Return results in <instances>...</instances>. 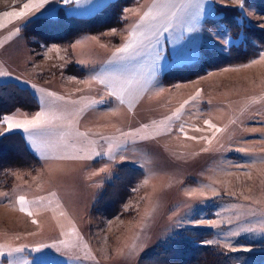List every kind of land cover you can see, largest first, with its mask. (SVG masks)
Instances as JSON below:
<instances>
[{
  "label": "rangeland",
  "instance_id": "rangeland-1",
  "mask_svg": "<svg viewBox=\"0 0 264 264\" xmlns=\"http://www.w3.org/2000/svg\"><path fill=\"white\" fill-rule=\"evenodd\" d=\"M25 3L27 0H0V83L15 81L30 88L40 107L6 115L24 120L51 109L64 119L53 129L37 130L39 140L50 145L43 157L34 150L27 133L9 131L24 135L40 166L17 169L9 187L0 179V194H7L0 195V246H23L24 252L16 255L32 264L43 253H48V264H139L142 256L188 228L211 231L205 241L217 243L207 245L240 252L224 247L229 229L239 224L257 231L243 232L231 238L232 243L253 249L244 252L264 254V232L259 231L264 221V48L260 56L239 67L226 65L223 67L230 69H213L211 75L205 73L194 78L196 81H179L176 84L181 89L165 91L155 82L138 107L128 110L117 97L106 94L98 80L91 79L106 60L103 54L110 52L99 37L83 33L70 45L51 52L48 45L33 51L21 30L33 14L19 19L3 15L19 11ZM229 4L237 6V0H229ZM243 11L250 22L264 24V14L257 8L244 3ZM194 36L193 44L183 51L194 48L196 55L180 62L174 59L168 68L197 62L203 44L227 52L233 43L225 44V39L237 42L226 29H209L208 33L199 29ZM71 56L85 70L83 76L68 71L75 65ZM185 100L189 101L186 105ZM252 101L259 103L253 114L225 126L232 116L239 118ZM181 105L178 117L166 119ZM205 121L224 131L216 132ZM6 127L0 123V133H9L4 131ZM204 148L209 150L202 151ZM72 156L91 158H61ZM124 165L144 171L132 196L113 218L93 215V206L112 182L116 168ZM190 192L195 195H188ZM20 196L26 197L32 215L23 211L16 221L5 216L2 204L15 199L20 206ZM228 219L233 221L231 225L218 227L194 223ZM250 239L256 243L250 244ZM53 243L59 251H33L38 245ZM10 259L0 257V264H9Z\"/></svg>",
  "mask_w": 264,
  "mask_h": 264
},
{
  "label": "trees",
  "instance_id": "trees-1",
  "mask_svg": "<svg viewBox=\"0 0 264 264\" xmlns=\"http://www.w3.org/2000/svg\"><path fill=\"white\" fill-rule=\"evenodd\" d=\"M140 0H113L112 7L89 16L65 17L50 24L45 20L27 22L21 27L33 51H40L44 45H70L83 33L100 34L112 28H119L124 23V10ZM246 6L257 8L264 14V0H244ZM213 13L204 17V24L214 31L228 30L237 40L228 52L216 47L202 46L201 58L189 65L172 67L162 74L165 84L188 81L213 69L226 65H241L260 56L264 48V29L257 28L248 20L239 7L214 5ZM214 14V15H213ZM68 70L84 75L85 70L71 65ZM40 103L30 88L15 81L0 83V118L18 109L36 111ZM40 166V160L30 149L24 135L14 131L0 136V179L9 187L17 169H29ZM144 171L130 165L118 166L116 175L101 193L93 206V215L113 218L137 187ZM212 235L209 230L188 228L180 235L170 239L167 244L159 245L156 250L141 257L139 264H264V254L240 251L224 252L218 247L203 244Z\"/></svg>",
  "mask_w": 264,
  "mask_h": 264
},
{
  "label": "snow or ice",
  "instance_id": "snow-or-ice-1",
  "mask_svg": "<svg viewBox=\"0 0 264 264\" xmlns=\"http://www.w3.org/2000/svg\"><path fill=\"white\" fill-rule=\"evenodd\" d=\"M180 4L183 5L185 9L191 8L193 11L189 13L188 19L185 20L182 24V31L178 34V39H174L173 43L175 45L180 44V40L184 39L185 34L193 33L197 31L196 24L194 23L203 13L204 5L202 0H180ZM86 6V7H85ZM237 6L243 10L244 8V0H237ZM112 7L109 3V0H27L19 11H8L3 13L4 16L12 17V18H23L28 16L30 13L33 14L32 18L29 22H34L36 20H45L50 24L57 23L61 14L65 17H74L80 15H95L102 12L104 9ZM167 7V4H161L160 0H153V3L147 8V10L143 11L142 14L139 12L138 21L136 24L132 26V30L130 32L129 39L123 44V46L117 48L113 53L114 58L124 59L125 57L120 56L121 53H129L134 48L139 45L144 44L146 40H150L151 36L155 35V32H152L151 29L155 24L159 23L162 19L166 20V26L164 27V31H168V28L171 27V19L177 18V12L181 9L177 8L176 11H169L168 13L164 12V8ZM209 14H211L213 5L211 3L208 4ZM127 11V10H124ZM246 15V14H245ZM169 17L171 19H169ZM259 27L264 29V24H260ZM18 32L19 29H16ZM117 30L115 28L111 29L112 33H115ZM196 37L192 36L188 39L187 43L183 45V48H187L189 45H192L195 41ZM234 43V41H229L225 39L224 43ZM159 44V40L156 41ZM196 55V51L193 48L191 52L185 53L182 48L174 47L173 49V57L177 62L182 60L191 59ZM262 58H264V54H262ZM164 59V49L160 48L156 51L155 54V68L159 69V61ZM83 63V62H82ZM92 80H98L101 84L108 85V95L112 97H117L121 103L125 102L124 96L125 94H130L131 89L130 86L132 84L131 80H124L118 75L105 73L104 75H97L91 77ZM35 87V86H33ZM43 92V89H40ZM49 96L56 97L59 100H63L64 97H59L56 93H48ZM199 95V93H197ZM190 99H195V97H191ZM42 103L45 102L43 98H41ZM102 102V101H101ZM97 103V102H94ZM189 101L185 100L184 104H188ZM131 106V104H130ZM184 105H181V108H178L176 112L172 114V117H167L166 119L171 120L173 117H178ZM63 114H58L51 109H42L40 112H37L35 116L31 119L18 120L13 115H5L0 118V123L6 124L5 132H9L12 130H22L24 133L28 134V139L31 141L34 150L41 155L45 156L46 151L50 148V145L44 144L39 140V135L41 134L37 130H49L57 127V121L63 120ZM210 127L215 128L216 132L224 131V129L217 128L215 125L211 123V121H205ZM143 128H148V125H142ZM139 132V129L136 130ZM180 131L183 132L184 129L181 127ZM3 135V133H0ZM80 135H85L84 133H80ZM128 135V134H125ZM147 137H141V139H146ZM191 139H196V137H191ZM203 139V137H202ZM208 143L211 144V139L208 140ZM208 148L202 149V151H208ZM109 151H111V146L109 147ZM99 155L100 153H95ZM61 158H71V159H84L91 158V156H72V157H61ZM104 171V169H101ZM0 195H7L6 193ZM54 195V194H53ZM188 195H195V193H188ZM203 196V193H200ZM213 195H217L214 191ZM42 199V198H41ZM19 202L21 206V211H27L29 215H32L31 211L26 207L29 203L26 200L25 196L19 197ZM235 207V206H234ZM219 215V213H217ZM194 223L198 225H208L212 227H218L222 223L232 224L233 221L231 219L228 220H199ZM257 229L242 227L239 224L233 229L230 228L227 236L229 239L225 242L224 247L229 249L230 251H252L251 247H244L243 245H234L232 243V239L234 237H238L243 232L247 233H255ZM259 231L264 232V221L261 222V228ZM59 243H64V241H60ZM205 244L217 243V241H204ZM250 244L256 243L254 239L249 240ZM53 248L59 251L56 247V243L51 245L41 244L33 249L35 252H42L43 249ZM24 247L10 248L8 246H0V257L9 256L12 259L9 260V264H32L31 261L26 260L23 256H18L16 254L23 253ZM48 253H43L41 256L35 259V264H48L45 257Z\"/></svg>",
  "mask_w": 264,
  "mask_h": 264
},
{
  "label": "crops",
  "instance_id": "crops-1",
  "mask_svg": "<svg viewBox=\"0 0 264 264\" xmlns=\"http://www.w3.org/2000/svg\"><path fill=\"white\" fill-rule=\"evenodd\" d=\"M152 3H153V0H140L136 5L127 7L125 9L127 11L124 12L125 23L123 24L122 27L115 28L117 30L115 33H112L111 29H108L104 31L103 33L94 34V35H97L99 37L98 39L104 43L103 46L109 48L110 50L109 53L103 54L106 60L102 63L101 66L98 67L99 71L97 72L96 76L104 75L105 73H111V74L118 75L124 80L132 81V84L130 86V89H131L130 94H125L124 96V99H125L124 104L128 110H135L138 107L137 105L150 92L155 82H159L160 83L159 86L162 87L161 89L165 91L166 89H169V88L173 90L181 89V88H178L179 87L177 85L178 82L177 84L175 83V85L177 86H174V85L169 86L163 83L160 77L164 71L172 67L183 66V65H174L168 68L170 64L172 63V61L175 59L173 57L174 47H180L184 50L185 48H183V45H185L188 39L194 36L199 29H203L205 33H208L210 28H208L204 24L203 20L205 16L209 15V10L207 7L209 3H211L213 7L215 4H218L224 7H238L234 4H229V0H202V3L204 5L203 13L198 18V20L194 22L196 24L197 31L193 33L185 34L184 39L180 40V44L175 45L173 43V40L179 38L178 34L182 31V24L185 20L188 19L189 13H191L193 9L191 8L185 9L183 5L180 4V0H160L161 4H167V7L164 8L165 13H168L169 11H176L177 8L181 9L179 12H177L176 19H171L169 17V19H171V27L168 28V31H164V27L166 26L167 21L162 19L159 23L155 24L154 27L151 29L152 32H155V35L151 36L150 40H146L144 44L137 46L129 53L119 54L120 56L125 57L124 59L114 58L113 53L115 52V50L123 46V44L129 39L132 26L137 23L138 18H139L137 13L139 12L140 14H142L143 11L147 10V8ZM213 10L214 8H212V11ZM260 24H263V22L255 21L252 23L253 26L262 29L261 27H259ZM115 34L117 35V38H113ZM157 40H159L160 42L159 44L156 43ZM47 47H48L49 52H51L50 49L52 50V49L59 48L61 47V45L50 44ZM160 48L164 49V59L158 62L159 69L157 70L154 66L156 63L155 54H156V51ZM66 49L70 51V48L68 46H66ZM38 55L40 56V57L37 56L38 59H41L42 58L41 53H39ZM72 61L75 63V65L77 66L79 65L77 63V59L71 56L70 62ZM234 66L239 67L240 65L238 66L234 65ZM225 67H228V66H225ZM225 67L223 68L230 69V67L229 68H225ZM223 68L218 69L216 71L210 70L207 74L211 75V71L220 72L224 70ZM70 81L78 82V80H70ZM191 81H196V79L191 80ZM101 85L103 86V91L106 94H108V85L107 84H101ZM117 100L119 101V99ZM257 106H259V103L257 104L256 101H252L251 104H249L246 108H244L239 118H234V116H232L225 126L231 127L233 125V121H236L237 119H246L247 115L249 117L251 114L254 113L253 111ZM196 111L198 114L199 112L198 106H197ZM2 205H4L2 212H4L6 217L11 216V219L15 218V220L17 221L18 217L21 218L23 216L21 214L23 213V211H21V207L19 206L17 200L14 199V200L3 202ZM4 207L10 211V214L5 213L6 209ZM15 211L19 212L20 215L17 214Z\"/></svg>",
  "mask_w": 264,
  "mask_h": 264
}]
</instances>
